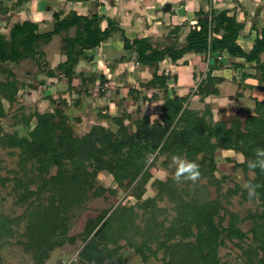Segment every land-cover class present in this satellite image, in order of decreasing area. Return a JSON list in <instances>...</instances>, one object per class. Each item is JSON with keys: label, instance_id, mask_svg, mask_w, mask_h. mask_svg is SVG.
Wrapping results in <instances>:
<instances>
[{"label": "trees", "instance_id": "obj_1", "mask_svg": "<svg viewBox=\"0 0 264 264\" xmlns=\"http://www.w3.org/2000/svg\"><path fill=\"white\" fill-rule=\"evenodd\" d=\"M21 2L15 0L7 6L0 0V12L6 14L7 28V32L0 31V118L6 116L3 100L13 105L20 89L35 88L32 80L38 85L50 86L64 75L70 91L74 89L79 94H89V86L99 84L98 93L105 95L103 85L108 79L104 74L85 76L78 72L77 64L80 60L92 62L94 55L88 51L99 48L114 34L119 35L122 48L128 53L106 62L108 70L114 73L119 64L128 72L133 71L134 65L147 69L149 79L135 82L144 90L154 89L150 96L144 95L146 100H161L160 119L151 120L149 114L132 118L130 112L125 111L120 116L101 113L100 116L109 118L113 126L94 123L81 135L74 133L71 123L74 116L63 108L67 106L63 94H58L57 98L49 96L53 103L50 111L34 109L28 116L14 114V118L25 126H29L33 118L35 120L25 134L13 131L0 135V145L17 150L16 169L11 171V179L13 188L18 191L17 203L28 205V223L24 233L29 239L26 247L32 251L35 264H43L49 251L65 242L64 209L86 198L114 191L97 185L96 177L102 172L110 174L117 185L128 189L140 200L145 184L152 177L150 167L159 156L169 159L174 154H186L189 160L199 164L200 179L206 178L216 184L219 180L213 176L215 150H237L243 160L236 165L253 172L247 181L264 185V173L248 168L246 163L253 158V149L264 147V23L258 25V17L250 24L249 31L255 34L246 49L238 39L245 21L238 19L235 9L216 10L211 0H207L208 10H196V18L190 23L184 43L179 44L181 24L178 23L166 26L164 36L169 42L165 44L161 37L155 40L152 36L141 35L129 38L114 18L97 11L87 15L72 9L62 17L59 11H54L52 27L41 30L39 23L31 19L12 20L9 11H15ZM207 15L208 18H203ZM56 36L60 40L58 52L62 58L52 64L45 48ZM224 52L240 74L239 79H230L236 82L233 90L236 98L243 97V92L249 96L255 93L254 86L245 82L253 77L245 70L246 63H255V68L261 72L259 95L251 97L253 107L239 108L244 115L242 120L216 119L211 102L207 101V98L220 94V84L225 80L213 74L222 64L219 57ZM131 53L135 54L133 61L130 60ZM189 53L204 59L208 56L213 58L207 71L200 74L201 78L195 71L190 72L189 78L199 79L194 96L203 103L202 110L189 107V92L177 94L170 89L168 74L158 67L168 59L174 66L173 79L177 83V68L188 64L186 59L180 60ZM28 63H31L30 70L25 67ZM20 76L32 80L26 82ZM116 92H120L119 88ZM139 93L135 87H128L121 99H138ZM72 105L74 109L83 107L82 98L74 99ZM19 109L23 106L20 105ZM153 151L156 153L153 164L144 167L145 155ZM200 179L195 184L187 182L181 188L175 186L173 178L154 179L152 183L158 192L143 200L145 210L150 213L143 228L135 222L134 206L104 209L94 218H89L83 230L87 244L80 251V258L90 263H100L104 257L111 261L117 248L104 245H116L121 239L143 257H147L145 251L154 255L163 250L167 256L164 264H218V249L228 240L243 250L250 264L264 263V187L259 189V197L251 200L257 204L256 209L241 216L236 211L227 210L219 198H209ZM30 185H35V188L31 189ZM45 190L50 192L46 204L39 201L40 193ZM228 191L229 195L239 193L240 187L236 185ZM164 194L173 202L175 211L167 226L163 219H157L156 211L161 209L155 204L156 197L161 199ZM33 196L37 198L32 199ZM240 197L248 200L244 189ZM10 221L0 215V236L9 230ZM246 221H249V227L244 230L240 223ZM138 235H142L140 245L135 241ZM92 248L93 253H88Z\"/></svg>", "mask_w": 264, "mask_h": 264}, {"label": "rangeland", "instance_id": "obj_2", "mask_svg": "<svg viewBox=\"0 0 264 264\" xmlns=\"http://www.w3.org/2000/svg\"><path fill=\"white\" fill-rule=\"evenodd\" d=\"M12 1L15 0H4L7 6H10ZM237 1L238 0H222L221 2L223 3H218V0H212V3L214 2L213 6L216 10L220 8L235 9L238 14V19H243L245 21V27L241 31L238 39L243 47L248 49L255 34V32L249 31V27L255 9L258 6L262 7L260 14L257 16L258 25H262L264 23V0H241V2L238 1L241 4L236 5ZM139 3L142 6H145L144 11H142L144 15L141 14V12H138L135 7L136 5L139 6ZM166 3H169L171 6L167 12L163 10ZM206 3L207 0H130L129 4L126 3V8L136 9V12H133L129 16V20L132 22L133 26L129 28V31L126 34L129 38H134V36L139 34L141 36H152L154 40L161 37L163 42L167 44L169 40L164 36L167 33L166 26L180 23L181 28L178 40L179 44H183L185 36L190 29V23L196 18V10L199 8L204 11L208 10L209 6L206 7ZM48 4L53 8L55 7V3L50 0ZM29 6L31 7V11H36V9L32 10L34 7H32V4L29 3ZM52 7L48 8L50 13L55 11L54 9L51 10ZM94 10L96 9H92L91 12ZM17 16L25 18L26 14L24 11H21L20 13H16L15 19L18 18ZM30 16H33V14ZM48 16V18H51L48 23H45L44 21L38 22L41 30H48L52 27V15ZM15 19L12 20L14 21ZM134 20L136 21L134 22ZM182 23L184 24L182 25ZM5 24L6 14H1L0 12V31L7 32ZM113 36L110 40L111 42L106 44L103 43L99 46V48L88 51L89 54L94 55L92 61H95L96 65L92 66L93 63L80 60L77 64L78 72L86 71L89 74L97 76L101 74V70H103L108 74V76H110L111 73L108 71L106 62L113 61L114 56H116L115 58H118L122 53H125L126 55L128 53L123 50L121 45L122 40L119 35L114 34ZM59 45L60 40L58 36L54 37L52 41L46 45L45 49L47 51V58L52 64H55L62 58L59 56L58 52ZM116 48L119 50L113 51ZM108 54H111V56L107 57ZM134 57L135 54L131 53L130 60L133 61ZM184 59L188 61V64H181L177 68L179 78L177 83H181L179 86H177V83V85L174 84L175 81L171 79L175 69L173 64L168 59L162 61L158 67L168 73V83L170 84V89L176 91L177 94L189 92L191 94L189 107L202 110L204 108L203 103L200 102L197 96H194V93L196 92V83L199 79L196 80L195 78L192 80L189 77H191V71L198 73L199 77L200 74H204L208 67V65H205V62L207 63V59H204L203 56L192 53L184 55L180 61ZM219 60L222 64L218 69L213 71V74L220 75L226 81L224 80V83L220 84L221 93L218 96L207 98V101L211 102L210 104L216 119L230 120L240 118L242 120L244 115L241 113L239 108L242 106H249L250 108L253 107L252 96L259 95L258 92L260 91V86L258 84L261 72L255 68V63H246L245 70L252 74L251 76L253 77L247 78L245 82L254 86L253 92L255 93L254 95L249 96V93L243 92V97L240 96L241 98H236L233 93V90L236 87V82L233 80V82H231L230 79H236V77L239 79L240 74L232 67L231 58H229L226 53L221 54ZM25 67L30 70L31 63H28ZM134 68V72L128 76V71L123 70L122 64H119L116 71L112 73V77H110L111 81L107 83L108 86H103L106 91L105 95H100L98 93V88H100L99 84L94 86L90 85L89 94H79L74 89L73 91H70L67 88V79L64 75H60L56 79V84L50 86L38 85L35 80H32V78H24L23 76H20V78L24 79L26 82L32 80V85L35 86V88L26 87L24 89H20L17 101L11 106L6 100H3L6 116L0 118V135L1 133H10L13 131H17L19 135L25 134L33 126L35 122L34 118L29 126H25L14 118V114L23 113L28 116L34 109H37L40 112L50 111L53 109V103L49 99V96L57 98L58 94H63L62 98H64L67 104V106L63 107L64 110L71 114V116H74L71 119V123L74 127V133L76 135L85 133L94 123H103L106 124V126H113L112 121L109 118L106 119L100 116L101 113H108L111 116H120L123 114V111H125L128 113L130 112L132 118H136L143 114H149L151 120H156L152 117V115L155 114L157 119H160L158 111L161 100H146L144 97V95L149 96L154 89L144 90L135 82L136 77L142 81L149 79L150 73L148 74L145 72V74H140V68H138L137 65H134ZM23 72H25V70H23ZM184 83L186 85H184ZM188 84L191 86L188 87ZM128 87H135L140 91L139 96H137L138 99H121ZM118 88L120 90L119 93L116 92V89ZM187 88L188 91H186ZM77 97L82 98L84 106L74 109L72 103ZM225 97H228V99L232 101V104L227 108L220 107V103ZM20 105L23 106V109H19ZM16 152V149L0 145V215L11 220L9 222V230L0 236V264H35L32 251L26 247V243L29 239L24 233L26 224L28 223V205L25 202L17 203L16 198L18 191L13 188L14 182L11 179L13 175L11 171L16 169L18 159ZM213 158L216 162V169L213 176H215L219 181L215 184V182H210L206 178L200 179V184H205L207 188L206 192L208 193L209 198H219L222 205L227 210L236 211L241 216L245 215L247 211L255 210L257 205L255 202L249 199L242 200L240 197V192L244 189L242 185L247 181V178H252L253 176L252 171H245L241 166L236 165V163L243 160V156L237 152V150L216 149L213 154ZM53 172L54 169L52 170V173ZM150 172L152 173V177L145 184L140 200L133 196L128 189H123L117 185L116 181L110 174L107 172L100 173L96 177L97 185L114 191H107L104 193L105 195L100 194L99 196L86 198L82 202L73 204L71 207L63 210V218L65 220V242L62 245L55 247L53 250H50L48 253L49 256L43 264H118V258H120L124 264H164L167 260V256L164 254L163 250L157 251L154 255H148V252L145 251L147 257H143V255L138 253L134 247L125 244L124 240L121 239L117 240V244L119 246H117V244L114 245L110 243H106L104 245L107 248H112L114 246L117 248V253L111 261L107 257H104L100 263H90L87 259L80 258L79 255L80 251L87 244V239L84 238L83 234L86 221L89 218H94L104 209H113L116 206L122 205L134 206L135 222L141 228L144 227L148 221L147 218L150 213L145 210L146 204L143 203V200L148 197L155 196L158 192V188L152 183L154 179L160 178L161 180H166L172 178L174 172L172 158L167 159L165 156H159L155 160L154 166L150 167ZM5 177H8L9 179L3 182L2 179ZM186 183L187 182H175V186L181 188ZM216 185H218V187ZM236 185L240 187V192L229 195L230 191L228 190L232 189ZM30 188L34 189L35 185H30ZM49 194L50 192L47 190L40 193L41 200L39 201L45 204L48 203ZM34 198H37V196L32 197V199ZM155 204L156 207L161 209L160 211H156L157 219H163L165 225L167 226L175 213L172 209L173 202L168 198L167 194H164L161 199L156 197ZM227 218L228 216L225 220H227ZM240 226L244 230L247 229L249 227V221L240 223ZM141 236L142 235H138L135 239L137 245H140L142 241ZM246 241L249 240L246 239ZM102 245L103 244L101 243L100 246ZM88 253L92 254L93 248L89 249ZM218 258V264H250L247 257L243 253V250L228 240L225 244L219 247ZM257 264L264 263L257 262Z\"/></svg>", "mask_w": 264, "mask_h": 264}, {"label": "crops", "instance_id": "obj_3", "mask_svg": "<svg viewBox=\"0 0 264 264\" xmlns=\"http://www.w3.org/2000/svg\"><path fill=\"white\" fill-rule=\"evenodd\" d=\"M50 1L55 3V7L54 8L51 5L48 4L49 0H22V2L15 9V11H9V14L12 13V19H15L16 18V13H18V12L20 13L21 11H24V13L26 14V17L25 18H20V17L17 16L18 18L15 19V20L31 19V20L36 21V22L44 21L45 23H48L50 21V19H51V18H48L49 17L48 15H50V16L52 15V13H50L49 10H48L49 7H52L51 10L54 9L55 11H59L61 13V16L65 15L67 12H69L72 9L75 10L77 13L87 14V15H90L91 13L97 11L99 14L105 15V16L110 17V18H114L118 22L119 26L126 30V31L124 30V33L127 36L126 33L129 31V28H131V26H133L132 22L129 20V16L133 12H136L135 11L136 9L126 8V3L129 4L130 0H50ZM136 1H138V0H136ZM221 1L222 0H218V3H223ZM238 1L241 2V0H238ZM3 3L5 4L4 0H3ZM29 3L32 4V7L34 6L32 8V10L36 9V11H31V7L29 6ZM210 3L213 5L214 2L212 3V0H211ZM131 4H132V2H131ZM236 5H237V2H236ZM207 6H208V4H206V7ZM135 7L137 8L138 12H141V14H143L142 11H144V7L145 6H142L139 3V6L136 5ZM197 7H199V6H197ZM92 9H96V10L91 12ZM127 9H129V10H127ZM105 10H107V11H105ZM31 14H33L34 18H33V16H30ZM133 15H135V14H133ZM143 15H142V17H143ZM127 20H129V21H127ZM135 21L136 20H134V22ZM127 37H129V36H127ZM111 39H112V36L110 38H108L107 40H105L104 42H102L101 45L103 43L106 44L108 42H111L110 41ZM115 50H119V49L116 48L113 51H115ZM111 53H112V51H111ZM222 54H225V52L222 53ZM108 56H111V54H108L107 57ZM115 57L116 56H114V58ZM210 60H212V61H210ZM212 62H213V58L211 56H208L207 57V63L205 62V65L207 66L208 64H211ZM91 63H93L92 66L96 65L95 61L94 62L92 61ZM99 69H101V68H99ZM133 70H135V68ZM133 72L134 71H129V72H127V75L130 76V74L133 73ZM145 72L149 74V71L146 70V69H144V70L140 69V71H139L140 74L141 73L145 74ZM83 74L85 76L90 75L86 71L83 72ZM101 74H104V76L107 79H110L103 85V86L107 87L108 86L107 83L109 81H111L110 77H112V73L110 74V76H108V74L106 72L101 70ZM101 74H99V75H101ZM196 74H198V73H196ZM99 75H97V77ZM171 79H173V77ZM136 80H139V79L136 77ZM222 83H224V81ZM174 84H176V83H174ZM177 84H176L177 86L181 85V83H177ZM184 85H186V84L184 83ZM189 86H191V85L188 84V87ZM177 90H178V88H177ZM186 91H188V88L186 89ZM220 93H221V91H220Z\"/></svg>", "mask_w": 264, "mask_h": 264}, {"label": "clouds", "instance_id": "obj_4", "mask_svg": "<svg viewBox=\"0 0 264 264\" xmlns=\"http://www.w3.org/2000/svg\"><path fill=\"white\" fill-rule=\"evenodd\" d=\"M232 104V101L225 97L220 107L227 108ZM153 119H157L155 114L152 115ZM155 151L149 152L145 155L142 161L144 167H150L155 160ZM247 167L253 170L258 169L264 173V147H256L253 149V158L246 161ZM172 164L174 166V172L172 175L173 180L176 183L191 182L195 184L201 176L199 164L195 161L189 160L186 154H174L172 156ZM242 187L244 188L247 198L249 200H256L259 197V189L264 187L260 183L252 181H246Z\"/></svg>", "mask_w": 264, "mask_h": 264}, {"label": "water", "instance_id": "obj_5", "mask_svg": "<svg viewBox=\"0 0 264 264\" xmlns=\"http://www.w3.org/2000/svg\"><path fill=\"white\" fill-rule=\"evenodd\" d=\"M170 7H171L170 4H169V3H166V4L164 5L163 10H164L165 12H167V11L170 9ZM261 9H262L261 6H258V7L255 9V12H254L253 17H252L251 24L254 23V21L256 20V17L260 14ZM208 17H209L208 15H207V16H203V18H208ZM117 262H118V264H123V263H122V260H121L120 258L117 259Z\"/></svg>", "mask_w": 264, "mask_h": 264}, {"label": "built area", "instance_id": "obj_6", "mask_svg": "<svg viewBox=\"0 0 264 264\" xmlns=\"http://www.w3.org/2000/svg\"><path fill=\"white\" fill-rule=\"evenodd\" d=\"M165 74H168L167 72H165ZM196 89V88H195Z\"/></svg>", "mask_w": 264, "mask_h": 264}]
</instances>
